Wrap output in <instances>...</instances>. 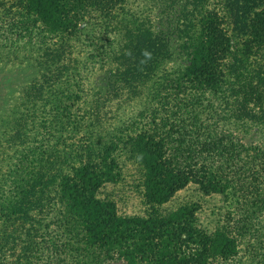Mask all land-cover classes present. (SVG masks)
Listing matches in <instances>:
<instances>
[{
	"label": "trees",
	"instance_id": "1",
	"mask_svg": "<svg viewBox=\"0 0 264 264\" xmlns=\"http://www.w3.org/2000/svg\"><path fill=\"white\" fill-rule=\"evenodd\" d=\"M134 1L0 0V31L21 34L30 41L44 42L55 36L72 35L87 15L97 14L104 19L100 27L92 30L94 37L87 38L89 42L86 41L84 46L90 51L82 53L81 62L68 59L62 62L65 65L52 69L51 79H60L70 87L62 97L68 103L62 105L60 96L50 101L56 115L48 120L60 123L57 130L71 121L72 109L78 110V107L74 108L78 101L84 106L113 102L120 90L131 96L135 85L145 88L153 101L156 100L152 107L145 103L124 114L128 118L123 125L129 132L127 142L121 143L119 137L113 135L114 141L108 140V144L97 148V162L79 164L66 176L60 196L65 200L69 214L79 219V224L81 222V225L77 224L81 234L77 242L81 250L83 246L90 251L88 264H102L114 258L123 260L124 264H208L207 259H213L211 254L223 257L222 263L239 254L240 264H264V258L254 251V244L264 236L261 232L264 227L260 224L264 221L263 149L251 142L243 143L229 132L218 135L201 132L211 123L208 110L212 109L211 102L217 95L241 99L238 112L241 111L242 118L232 117L244 121L243 130L239 131L242 137L248 134L246 126L256 125L254 117L264 115V6L260 10L253 9L246 21L248 7L237 5L238 0H226L234 18L232 30L236 37H242L240 44L235 45L231 43L235 37L230 38L225 32L221 11L216 9L217 0H186L199 12L185 27L175 25L169 28L172 21H167V29L178 49L174 53L169 46L170 38L165 37L163 31L151 35L141 23L136 25V17L134 21L129 19L133 14L126 8ZM165 1L168 3L166 10H173L175 5L185 6L182 1ZM116 24L121 25L129 38L122 34L125 42L122 47L128 52H116L121 46V37L111 38L106 34L108 29L114 30ZM30 41H26L27 44H34ZM232 47L238 49L234 51ZM142 48L151 53V59L143 60L145 63L139 62ZM62 49L52 52L53 60H62L65 54ZM231 54L239 55L240 70L235 68L238 61ZM248 56L254 58L249 63ZM109 60L120 68L116 69V75H111V83L95 85L93 93L78 90L76 77L80 74L76 68L92 67ZM225 60L228 64L224 63ZM45 62L43 66L47 72L51 66ZM166 96L172 99L169 111L167 108L171 104ZM248 103H252L258 115H250V111L245 110ZM245 120L254 123L246 124ZM7 122L10 121L0 118V143L4 147L18 136V132L12 131L13 127L6 128ZM40 128L43 129V124ZM83 128L77 124L75 132ZM26 130L20 125V131L25 133ZM132 136L143 147L139 157L141 162L135 164L137 179H144L142 198L150 204L161 205L187 184L194 185L203 197L221 196L223 203L216 207V215L220 216L219 219L224 216L226 219L218 225V230L215 227L210 234L205 233L196 225L192 211L186 208L167 212L159 219L153 216L121 217L111 200L96 196L98 189L115 182L112 173L115 164L109 159L118 147L119 152L125 150L122 147L132 142ZM41 138L47 140L43 134ZM32 141L27 150H13L10 161H13L15 172L4 183L8 193L0 200V224H5L6 217L19 211L14 207V201L22 195V183L27 181L21 178L22 182L18 184L15 177L31 167H40L42 163L38 159L46 152L45 145L38 139ZM87 158H91L90 154ZM253 166L257 170L253 171ZM234 169L238 175L233 181L236 194L227 196L226 190L230 186L227 178L232 176ZM243 173L253 182L246 181ZM225 204L228 206L222 207ZM244 240L245 246L242 244L241 247ZM236 241L239 242L237 246ZM22 247V252L29 250L24 253L29 264H61L58 254L49 252L40 242L29 249L26 237Z\"/></svg>",
	"mask_w": 264,
	"mask_h": 264
},
{
	"label": "rangeland",
	"instance_id": "2",
	"mask_svg": "<svg viewBox=\"0 0 264 264\" xmlns=\"http://www.w3.org/2000/svg\"><path fill=\"white\" fill-rule=\"evenodd\" d=\"M176 1H182L185 6L175 5V8L170 11L165 9L168 4L165 0H135L132 6L126 8L127 12L133 14L129 19L134 21L133 19L136 17L137 20L134 21L136 25L141 23L150 31L151 35L157 34L156 31H163L165 37L170 38L169 46L174 53L178 49L172 34L167 29V21H172L169 28H173L175 25L180 28L185 27L192 17L199 12V9L194 8L191 2ZM217 4L216 9L221 11L220 15L224 21L223 26L226 34L230 38L235 37L231 39V43L240 44L242 37H236L232 30L234 18L231 17L226 0H217ZM242 4L246 6V9L248 7L245 18L248 21L253 9L260 10L264 6V0H238L237 5ZM200 10L203 9L200 8ZM103 21L102 16L97 14L87 15L80 21L72 35L55 36L44 42L38 39L30 41L21 34H7L6 30H4L5 32L0 31L2 34L0 35V118L10 121L6 123L8 130L13 127L12 131L18 132V136L13 140L11 139L12 143L7 145V148L4 147L3 143H0V200L8 193L4 189L5 181L14 176L15 167L13 161H10L13 157V150L20 149L22 152V150L29 149L33 138L43 141L45 145L43 149L46 150L39 156L38 160L42 161L40 167L36 169L31 167L15 177L18 184L22 182L21 178H24L27 183H22V189H24L22 195L14 201V207L19 208V211L10 215L9 218L6 217L5 224H0V264H29L30 261L26 260L24 256V253L29 252V250L22 252L26 237L30 243L29 249H33V245L40 242L41 246H47L46 250L58 254L61 264H76V262L88 264L90 262V251L84 249L83 246L81 250L80 244L77 242L78 237H81V234L79 235L80 226L77 225L79 219L69 214L65 200L60 196L65 178L71 174L70 170L79 164L97 162V148L99 145L108 144V140L114 141L113 135H117L121 143L127 142L129 132L127 133L124 126L128 118L124 114L131 113L145 103L148 104V107H152L156 101H153L145 88L135 85L134 88L131 86V96H128L124 90H120L116 93L113 102L84 106L78 101L77 106L74 107H78V110L72 109L71 121L59 130L57 128L60 123H52L48 120L56 115L50 107L53 104L50 101L57 100L60 96L59 100L62 101V105L68 103V100L64 101L62 97L70 89L62 80L51 79L52 69L65 65L66 63L62 62H67L68 59H73L76 63L81 62L82 53L90 51L84 46L87 44L86 41L89 42L87 38L93 36L91 35L92 30L100 27ZM123 30L121 25L116 24L114 30L109 31L108 29L106 33L111 38L121 37V46L116 48V52L119 54L129 51L122 47L125 43L122 38ZM94 33L99 34L100 32L94 31ZM26 41L34 44H27ZM61 48L65 52L64 57L60 62L56 59L53 60L52 52ZM237 49L238 47L231 48L234 51ZM132 50H134L133 45ZM230 56L236 57L238 63L235 68L240 70L239 55L231 54ZM145 58L141 54L139 62ZM247 58H249L248 63L254 59L249 56ZM44 61L51 66L47 72L44 70ZM174 62L175 60L171 64ZM226 62L227 60L224 61V63ZM116 69L119 70L120 68L110 60L93 64L92 67L76 68L80 74L79 77H76L80 87L78 90L82 89L86 93L95 92V85L98 86L99 83H106L107 81L112 82L111 75H116ZM150 75L153 76V74ZM39 84H42V87H39ZM94 96L97 98L96 95ZM161 96L164 97L163 93ZM166 97L169 98V104H171V107L167 108L169 111L172 109V99L170 96ZM87 100L93 101L94 98ZM240 101L239 97L224 98L217 95L216 99L211 102L212 109L208 110L211 123L201 132L205 135L208 132L216 135L229 132L243 143L251 142L257 148H262L264 153V115L254 117L253 120L256 125L246 126V132L249 135L242 137L239 131L243 130L244 121L236 120L237 117L242 118V115L239 114L241 111L238 112ZM53 107L58 109L57 106ZM241 110L244 112L243 109ZM245 110L250 111V115H258V112L252 107V103H248ZM232 116L237 117L233 118ZM253 120H245V123L253 124ZM40 124H43V129L40 128ZM77 124L84 126V128L75 132ZM20 125L28 130L23 133L20 131ZM41 134L47 138L46 141L42 140ZM142 148V144L132 136V142L126 147H122L125 150L119 152L118 147L112 152L109 160L115 164L112 170L115 182L98 189L96 196L111 200L121 217L147 218L153 216V218L159 219L167 212L186 208L192 211L196 225L205 233L210 234L213 229L215 230V227L218 230V225H221L226 219L225 216L219 219L220 216L216 215V207L220 202L223 203L220 199L221 196L203 197L194 185L187 184L161 205L150 204L142 198L144 179L143 177L137 179L135 170V164L141 162L139 157L142 156ZM89 154L91 158H87ZM252 170H257L256 166H253ZM234 171L235 169L232 176L227 178L230 182V186L228 185L226 190L227 196L232 193L236 194L233 189V181L238 175ZM243 178L253 182L252 179L248 180V176L244 173ZM132 189L133 191H131ZM225 206L228 205H222V207ZM260 224L264 227V221H260ZM261 232L264 234V231ZM238 244L239 242L236 241V246ZM240 244L241 247H243L242 244L245 246V240ZM254 251L258 253L260 258H264V236L260 237L259 241L254 244ZM211 256L214 261L208 258V264H240L239 254L223 263V257L215 254H211ZM243 257L247 258L246 256ZM102 264H124V262L114 258L102 262Z\"/></svg>",
	"mask_w": 264,
	"mask_h": 264
},
{
	"label": "clouds",
	"instance_id": "3",
	"mask_svg": "<svg viewBox=\"0 0 264 264\" xmlns=\"http://www.w3.org/2000/svg\"><path fill=\"white\" fill-rule=\"evenodd\" d=\"M142 55L146 57L147 59H151V53L147 50L142 51ZM146 61H141V63H145Z\"/></svg>",
	"mask_w": 264,
	"mask_h": 264
}]
</instances>
